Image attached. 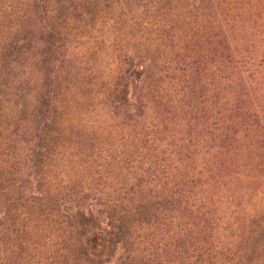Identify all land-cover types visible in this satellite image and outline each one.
<instances>
[{"label":"rangeland","instance_id":"rangeland-1","mask_svg":"<svg viewBox=\"0 0 264 264\" xmlns=\"http://www.w3.org/2000/svg\"><path fill=\"white\" fill-rule=\"evenodd\" d=\"M149 2H124L103 12L96 38L79 39L62 53L63 72L53 84L62 107L59 154L47 183L59 187L60 175L90 182L92 169L77 159L80 143L156 162L151 184L134 198L176 189L187 207L143 230L151 251L166 250L165 263L183 264L165 246L185 236L189 253L203 254L206 264H240L253 245L248 223L264 222V0ZM119 55L130 56L137 67L127 81L128 118L115 115L106 99ZM29 74L41 80L34 69ZM20 119L14 121L26 126ZM60 144L67 150L62 161ZM25 174L32 182L27 192L36 195L33 171ZM111 185L105 182L102 194L117 191ZM70 208L107 224L92 198ZM52 233L35 229L32 244ZM123 253L119 248L114 261ZM242 264H264V254Z\"/></svg>","mask_w":264,"mask_h":264},{"label":"trees","instance_id":"trees-1","mask_svg":"<svg viewBox=\"0 0 264 264\" xmlns=\"http://www.w3.org/2000/svg\"><path fill=\"white\" fill-rule=\"evenodd\" d=\"M130 1L0 0V264H167L170 254L152 252L143 232L163 225L166 214L185 210L187 203L176 189L149 200L134 198L138 188L151 184L156 162L132 154L112 156L107 147L87 144L85 149L80 143L77 159L92 169L90 182L60 175L59 187L47 183L59 154L62 107L53 84L63 72L62 53L79 39L96 38L103 12ZM118 58L120 70L110 80L106 99L115 115L128 118L127 81L137 67L130 56ZM33 69L41 80L29 74ZM18 117L26 126L14 121ZM66 152L60 144V161ZM26 169L37 179L36 195L27 192L32 182ZM108 181L118 188L104 195L100 187ZM89 198L103 207L106 225L81 209L71 213L70 207ZM37 228L53 233L33 245ZM247 229L253 245L240 264L252 262L256 252L264 254V222L253 218ZM187 239L169 240L165 248H173L183 264H206L203 254L189 253ZM119 248L124 253L114 261Z\"/></svg>","mask_w":264,"mask_h":264}]
</instances>
